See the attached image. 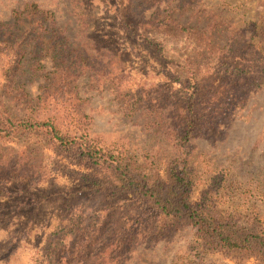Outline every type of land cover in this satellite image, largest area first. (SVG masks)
<instances>
[{
    "label": "rangeland",
    "instance_id": "rangeland-1",
    "mask_svg": "<svg viewBox=\"0 0 264 264\" xmlns=\"http://www.w3.org/2000/svg\"><path fill=\"white\" fill-rule=\"evenodd\" d=\"M29 2L52 11L69 36L87 30L105 53L104 71L91 64L75 79L100 146L163 175L172 137L192 121L183 144L190 200L209 195L222 218L244 223L257 215L264 223V0H0V21ZM30 24L18 29L20 40L31 39ZM253 34L259 52L248 50ZM227 38L235 44L222 50ZM42 42L39 62L51 71ZM14 52L0 45V118L21 115L3 88L13 74L32 99L42 82L15 66ZM189 70L192 89L184 83ZM131 99L133 111L124 105ZM161 118L162 127L151 125ZM10 154L25 161L14 166ZM102 178L73 152L46 147L40 132L0 140V264H261L251 253L208 247L189 225L146 214L130 194L88 189Z\"/></svg>",
    "mask_w": 264,
    "mask_h": 264
},
{
    "label": "trees",
    "instance_id": "trees-1",
    "mask_svg": "<svg viewBox=\"0 0 264 264\" xmlns=\"http://www.w3.org/2000/svg\"><path fill=\"white\" fill-rule=\"evenodd\" d=\"M27 19L32 24L27 34L31 39L20 40L18 34L21 35L22 31L18 29H22ZM254 34L249 36L248 50L251 52L250 49L254 48L259 52V41L256 43L252 41ZM241 36L244 38V35ZM44 39L51 49L50 59L53 62L51 71H45L39 62ZM1 44L15 50V66L18 69L25 64L30 76L36 79L40 77L42 82L37 87L39 94L33 99L23 84L15 82V74L11 76L6 86H3L10 96H14L15 105L19 107L21 115L5 113L6 115L0 118V140L8 139L18 132H40L46 147L58 152L71 151L80 162L102 174V181L91 182L88 189L108 187L111 192L130 194L141 201L146 214L155 218L174 220L194 228L197 237L208 247L251 253L264 264V223L257 215H253L244 223H239L232 217L222 218L209 195H202L195 202L190 200L192 179L183 144L190 138L192 121L185 122L179 135L172 137L176 144L163 175L156 170L151 173L142 172L125 152L117 148L100 146L98 140L90 136L87 128L89 116L83 112V103L78 97L75 79L81 69L92 68L91 64L100 66L103 58L100 54L105 53L94 48L96 43L92 41L87 30L83 31L79 38L75 33L69 36L67 30L57 24L52 11L29 2L20 9L12 10L7 21H0ZM233 44L235 43L227 38L221 49L230 50L228 45ZM26 47L30 48V52H26ZM25 53L26 55L32 53V56L26 58ZM89 53L98 56L89 59ZM20 61H23V64H20ZM251 62L254 61L251 59ZM100 67L104 71L105 67ZM236 72L239 73L240 70ZM184 83L190 89L194 87L193 70L188 71ZM249 84L259 86L252 79ZM189 94V97L192 96ZM71 96L73 104H69L72 108L70 110L65 108V105ZM58 100L63 104L61 111L65 115L59 114L60 106L56 109ZM131 101L130 104L124 103L125 109L129 111L137 109L135 102L138 100ZM190 105L192 104L186 106L188 113ZM166 123L167 121H163L162 118L151 121V125L156 127H162ZM30 150L34 155L37 153L35 147ZM10 157L15 160L14 166L25 161L14 154H10ZM31 161L33 165L30 167H35L37 157ZM24 165H27V161Z\"/></svg>",
    "mask_w": 264,
    "mask_h": 264
}]
</instances>
